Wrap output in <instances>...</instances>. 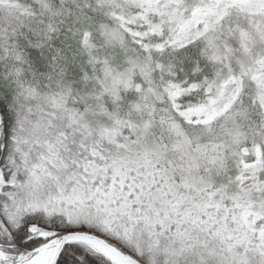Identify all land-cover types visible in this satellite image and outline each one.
I'll use <instances>...</instances> for the list:
<instances>
[{
	"label": "snow or ice",
	"instance_id": "snow-or-ice-1",
	"mask_svg": "<svg viewBox=\"0 0 264 264\" xmlns=\"http://www.w3.org/2000/svg\"><path fill=\"white\" fill-rule=\"evenodd\" d=\"M0 264H264V0H0Z\"/></svg>",
	"mask_w": 264,
	"mask_h": 264
}]
</instances>
